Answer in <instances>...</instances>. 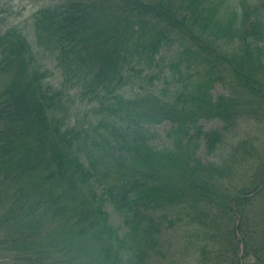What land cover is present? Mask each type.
I'll use <instances>...</instances> for the list:
<instances>
[{"label": "trees", "instance_id": "1", "mask_svg": "<svg viewBox=\"0 0 264 264\" xmlns=\"http://www.w3.org/2000/svg\"><path fill=\"white\" fill-rule=\"evenodd\" d=\"M226 1L51 0L34 45L17 26L0 34V264H148L182 226L193 245L240 264L244 243L243 262L264 264V212L224 185L232 166L197 155L264 111V0ZM217 83L236 95L215 98ZM72 91L92 105L84 122Z\"/></svg>", "mask_w": 264, "mask_h": 264}, {"label": "rangeland", "instance_id": "2", "mask_svg": "<svg viewBox=\"0 0 264 264\" xmlns=\"http://www.w3.org/2000/svg\"><path fill=\"white\" fill-rule=\"evenodd\" d=\"M241 1L228 0L226 2L227 6L235 8ZM248 1L251 3L262 2V0ZM50 2L51 0H0V34H3L10 27L17 26L34 45L33 15ZM41 62L47 67L49 66V69L53 72V76L49 80L54 87L59 88L62 80L60 71L55 67L54 63L46 60V56L42 57ZM211 93L215 98L222 95L233 96L236 95V89L234 85L217 83L214 85ZM70 94L74 95L73 102L69 101L73 107L72 121L73 123L77 122L76 119L79 117L81 122H84L86 110L90 111L92 105L91 107H87L86 104H82L78 93L72 91ZM241 114V119L237 126L230 132H227L225 142L220 144L215 152H207L204 138H202L197 155L206 162L232 166L233 176L225 180L224 185L232 194H238L239 192L251 194L250 198H254L251 211L260 213L261 211L264 212V186L262 185L263 187L260 186L259 188L262 191L261 194L258 191L252 194V191L264 181V111L260 113V110L246 109ZM202 125L207 132L213 129H223L224 123L214 120L210 122L205 121ZM171 128V123L158 126L155 129L157 133L156 142L163 143L167 131ZM108 209L112 223L116 227L123 229L130 227V225L125 224L126 218L119 214L112 206ZM249 211L244 212L248 214ZM236 223L237 221L230 226L232 230L235 226L237 228ZM239 227L240 232L236 233L237 237H239V234L242 235L241 230L244 228L241 226V222ZM165 228L161 238V252L159 255L152 256L148 264H238L237 260H234L233 251L229 255L227 253L226 256H220L215 254L217 247L213 249L209 243L206 244L204 241L201 243L197 242L198 245L190 243L187 238L188 232H191L189 227ZM120 234L124 235V231L120 232ZM219 243L223 242L220 241ZM232 243L236 245L235 242L232 241ZM243 245L244 243L240 245V256ZM217 246L219 247V244ZM243 263L250 264L251 260L247 259Z\"/></svg>", "mask_w": 264, "mask_h": 264}, {"label": "water", "instance_id": "3", "mask_svg": "<svg viewBox=\"0 0 264 264\" xmlns=\"http://www.w3.org/2000/svg\"><path fill=\"white\" fill-rule=\"evenodd\" d=\"M239 222H240V220H239V221H238V223H237V228H236V231H237V230H238V228H239ZM243 257H244V245H243L242 253H241V256H240V259H241V264H242Z\"/></svg>", "mask_w": 264, "mask_h": 264}]
</instances>
